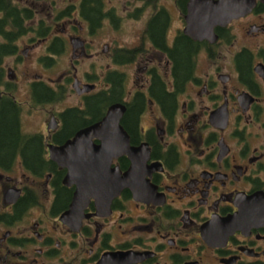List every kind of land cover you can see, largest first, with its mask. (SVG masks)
<instances>
[{
  "label": "flooded vegetation",
  "instance_id": "1",
  "mask_svg": "<svg viewBox=\"0 0 264 264\" xmlns=\"http://www.w3.org/2000/svg\"><path fill=\"white\" fill-rule=\"evenodd\" d=\"M41 1L4 0L0 12L14 21L5 29L20 30L10 55L21 45L27 54L36 38L45 40L48 50L38 61L52 68L71 43L73 69L49 81L26 71L28 105L48 108L44 126L27 131L15 93L21 78L6 70L7 56L0 64L6 71L0 92L21 105L24 131L40 133L44 145L43 162L34 168L22 153L0 162V264H264V1L216 24L214 35H192L189 0H127L125 16L143 22L134 43L112 47L111 60L95 62L82 76L78 63L95 52L77 31L95 34L107 20L119 26L125 16L107 0H88L96 11L83 14V0H76L48 23L38 17ZM73 19L74 32L65 26ZM123 48L129 61L116 60ZM114 78L117 95L102 100L103 114L92 119L88 102L108 95ZM40 84L50 88L49 98L36 95ZM70 90L77 103L49 108ZM113 103L125 106L120 121L131 144L149 148L148 155L138 153L141 175L118 189L119 169L124 173L133 163L124 153L112 162L118 175L107 179L117 190L78 193L83 180L67 177L49 145L101 120ZM72 109L83 112L84 121L66 134L64 114Z\"/></svg>",
  "mask_w": 264,
  "mask_h": 264
},
{
  "label": "water",
  "instance_id": "2",
  "mask_svg": "<svg viewBox=\"0 0 264 264\" xmlns=\"http://www.w3.org/2000/svg\"><path fill=\"white\" fill-rule=\"evenodd\" d=\"M256 2L257 0H189L186 30L192 35H214L213 27L216 24H225L233 17L246 13ZM124 110V105L113 103L101 120L78 130L64 144L50 143L51 157L68 168L67 177L83 180L79 182L78 193L117 190L116 183L108 182L107 179H115L118 175L117 167L112 166V162L115 157L124 153L132 158L133 163L124 173L119 169L122 181H119L118 189L127 185V178L141 175L137 172L142 161L138 153L146 152L148 155L149 148L146 143L140 146L131 144L130 135L120 121ZM94 137H99L102 141L96 143Z\"/></svg>",
  "mask_w": 264,
  "mask_h": 264
},
{
  "label": "rangeland",
  "instance_id": "3",
  "mask_svg": "<svg viewBox=\"0 0 264 264\" xmlns=\"http://www.w3.org/2000/svg\"><path fill=\"white\" fill-rule=\"evenodd\" d=\"M75 1L76 0H43L37 4V7L39 9L38 17L45 18L46 22L48 23L50 21L54 22V18L57 17L58 11L62 8L67 7ZM126 2L127 0H107L108 5L106 6L109 8V6H112L113 4H118V8L120 11L119 13L125 16L127 13ZM64 20H67V17L62 18L59 21L62 22ZM82 23L84 24V22ZM63 24H65V22H63ZM142 24V21H134L130 16H125V19L121 21V24L119 26L118 21L117 25H115L111 19L107 20L106 23H104V25H102V27L95 34H91L87 29L77 31L88 41H91L93 43L94 49H92V51L95 52V56L86 57L78 63L80 67V76H82V73L86 70L91 69L92 64H94L95 62L99 66L100 64L106 63L107 61L111 60L110 55L112 47L116 45H120L122 47H128L129 45H132L135 41V34L137 30L140 29ZM73 25L74 19L73 21L65 24V26L69 27L68 31L74 32L76 30L73 28ZM53 31L58 32L59 29ZM27 37L26 40L30 42ZM19 42L23 44L22 39H20ZM34 42H36L37 44L35 43L33 48L28 49L27 54H23L21 52L20 48H24V46L21 45V47L19 48V54L9 55L4 60L6 70L12 68V70L16 72L21 78L20 82L18 83V88L16 87L15 93L17 98L22 101L24 105V129L27 131H37L42 125L44 126L43 118L47 116L48 108L42 106L36 109L28 105L27 95L29 93L27 91L26 85L24 84L26 71L33 76L36 73H43L44 78L49 81L51 76L57 77L61 72L67 73L69 72V69H73V65L71 64V62L73 61L74 57L73 47L70 43L67 50L58 57V62L55 64V66L52 68H47L38 61L39 55L47 52V43L45 42V40H38V38H36ZM105 43H107V49H105ZM78 48L80 47L78 46L77 49ZM77 52H79V50ZM20 54L22 55L21 60H19ZM122 68L128 71V73H131L130 71L133 69V67L130 68L129 65H124ZM11 78L18 80V76L13 75L11 76ZM77 100L78 96L76 95V93L73 90H70L69 96L66 97V99H63L56 104H50L48 106L49 108L57 110L65 105L75 104L77 103Z\"/></svg>",
  "mask_w": 264,
  "mask_h": 264
},
{
  "label": "trees",
  "instance_id": "4",
  "mask_svg": "<svg viewBox=\"0 0 264 264\" xmlns=\"http://www.w3.org/2000/svg\"><path fill=\"white\" fill-rule=\"evenodd\" d=\"M88 2V0H83V14H86L89 9L91 10V14L96 11L95 7L88 8ZM3 3L4 0H2L0 4V10L2 11H4L5 8ZM87 8L88 10H86ZM108 13L112 14L111 12ZM9 21H12V23H14L10 13L0 12V64L6 56L17 52V45L15 44L14 40L20 34V30L5 29V26ZM121 51L124 52V54H116V60L123 62L129 61L130 52L126 51L125 48L119 49V52ZM180 55H182L181 57L186 56L183 53ZM182 64L189 65V62L187 63V61L183 59ZM5 76L6 71L0 65V90L1 84L6 82ZM119 82L120 81L118 78H114V87L108 93V95L101 94L99 96H94L88 102L89 109L87 110V113L92 116V119H96L99 115L103 114L104 110H101V107H99L100 105H102V100H109L117 95ZM35 88L36 95L38 93L44 96L48 94L46 98H49L52 94V92L49 90L50 88L44 84L37 85ZM60 94H58L59 97ZM53 95H55V93H53ZM21 110V105L17 101H15L12 96L4 92H0V162L3 165L5 163L9 164V161H7L8 156L13 157L18 153H22L25 157V165L28 168H34L35 165H39V163L43 162V158L40 155L43 154L44 145L41 141L40 133H28L24 131L22 126ZM77 111L78 113H81L80 116L77 115ZM133 114H131L132 117ZM64 115L66 134L71 131L74 132L73 130L80 126L84 121L83 112H80L78 109L69 110L68 113H65ZM10 163H12V161H10Z\"/></svg>",
  "mask_w": 264,
  "mask_h": 264
}]
</instances>
